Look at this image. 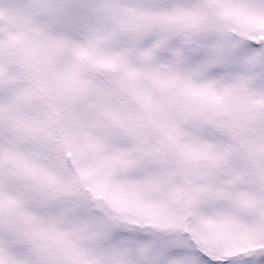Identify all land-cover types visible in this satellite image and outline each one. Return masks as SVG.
I'll list each match as a JSON object with an SVG mask.
<instances>
[{"label": "snow or ice", "instance_id": "1", "mask_svg": "<svg viewBox=\"0 0 264 264\" xmlns=\"http://www.w3.org/2000/svg\"><path fill=\"white\" fill-rule=\"evenodd\" d=\"M0 264H264V0H0Z\"/></svg>", "mask_w": 264, "mask_h": 264}]
</instances>
